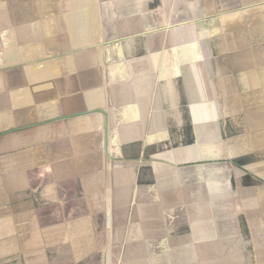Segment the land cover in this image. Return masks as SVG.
<instances>
[{
    "label": "crops",
    "instance_id": "crops-1",
    "mask_svg": "<svg viewBox=\"0 0 264 264\" xmlns=\"http://www.w3.org/2000/svg\"><path fill=\"white\" fill-rule=\"evenodd\" d=\"M96 3L85 70L0 114V264H264V0Z\"/></svg>",
    "mask_w": 264,
    "mask_h": 264
},
{
    "label": "rangeland",
    "instance_id": "rangeland-1",
    "mask_svg": "<svg viewBox=\"0 0 264 264\" xmlns=\"http://www.w3.org/2000/svg\"><path fill=\"white\" fill-rule=\"evenodd\" d=\"M71 1L73 0H0V114L3 119L9 117L11 104L12 112L17 106L18 110L25 108V98L36 95L35 84L59 81L58 88L63 90L62 81L75 80L78 73L85 70L70 67L72 57L83 54L84 49L90 46L99 49L96 46L102 40L99 36L101 20L97 0H86L88 12H92V15L82 22H72L74 19H71V14L83 11L86 1L77 5H72ZM8 3L12 17L5 19L3 10ZM13 7H16V14ZM78 50L83 51L73 53ZM125 62V59L111 63L102 61L101 67L96 68L103 78H119L125 73L122 71ZM37 95L36 100H40V93ZM31 106L35 107L32 108L35 112L44 109L33 103L28 105ZM112 106L115 111L120 109L122 99L113 98ZM1 126L2 124L0 128ZM2 132L4 134L6 131ZM66 142L69 144L70 136ZM121 203L120 215L123 220H129L132 215L128 202L123 200ZM127 227L128 225L125 229Z\"/></svg>",
    "mask_w": 264,
    "mask_h": 264
}]
</instances>
